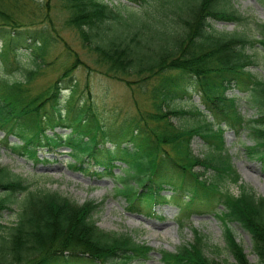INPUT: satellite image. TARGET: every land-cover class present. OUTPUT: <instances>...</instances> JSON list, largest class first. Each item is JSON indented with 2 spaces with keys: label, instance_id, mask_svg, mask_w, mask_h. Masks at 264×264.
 <instances>
[{
  "label": "trees",
  "instance_id": "1",
  "mask_svg": "<svg viewBox=\"0 0 264 264\" xmlns=\"http://www.w3.org/2000/svg\"><path fill=\"white\" fill-rule=\"evenodd\" d=\"M111 1L63 0L71 12L67 23L94 52L102 74L129 87L151 86L155 111H141L120 127L88 124L86 119L97 120V115L91 106L79 104L71 86L75 69L85 63L66 44L73 61L42 92L31 93L30 85L38 76L34 69L27 71L23 81L10 82L0 75V131L8 138L27 139L23 147L33 158L38 159L41 148L51 152L66 148L74 165L91 159L94 174L106 177L122 168L125 175L119 176L118 194L126 198L130 213L151 217L154 208L165 202L163 193L171 192L184 218L216 215L226 227L232 264H251L230 227L239 225L250 235L253 253L264 264V198L244 186L239 195L223 188L227 180L241 185L225 147L227 128L247 127L254 142L250 152L264 161V80L251 71L254 59L247 52L256 43L264 48V24L259 25L258 39L215 28L213 21L245 20L231 0H126L140 5L139 9L122 0L117 5ZM24 5V0H0L4 41L0 59L6 71L19 63L20 48L37 45L45 56L54 40L45 26L32 30L17 23L14 12ZM108 32L113 33L111 38L105 37ZM20 40L24 43L18 44ZM192 85L213 120L180 128L171 117L195 111L171 107L170 101L187 94ZM65 89L70 94L63 109L60 96ZM231 89L247 97L257 110L255 119H245L237 96L228 94ZM32 111L48 114L36 129L22 126L23 116ZM196 135L211 146L204 157L191 150ZM0 195V264H135L149 260L154 251L130 235L102 230L95 219L101 202L78 204L59 193L33 191L25 179L1 166ZM18 197L22 200L17 222L4 226L1 219ZM203 241L196 232L193 243L175 253L163 252L162 262L223 264L207 257Z\"/></svg>",
  "mask_w": 264,
  "mask_h": 264
},
{
  "label": "rangeland",
  "instance_id": "2",
  "mask_svg": "<svg viewBox=\"0 0 264 264\" xmlns=\"http://www.w3.org/2000/svg\"><path fill=\"white\" fill-rule=\"evenodd\" d=\"M24 2L25 5L14 12L17 23L32 30L45 26L54 40L48 46V54L45 56L41 54L43 48L37 45H32L31 49L20 48L19 63L12 64L10 71L5 70V64L0 59L2 77L10 82L23 81L27 71L34 69L38 71V76L30 85L31 93L34 95L46 90L73 61L72 58H68L67 44L86 64H80L75 69L71 86L76 88L79 104L86 103L91 106L94 114L97 115V120L87 118L88 124L101 122L106 128L120 127L127 124V121L139 117L141 111L144 113L155 111L150 98L151 86L141 89L134 84L129 87L125 82L109 78L100 72L101 68L96 63L94 52L85 46L78 30L67 23L71 12L63 0H24ZM118 2L112 0L109 3L117 5ZM231 2L245 20L243 23L213 21L215 28L228 32H245L253 39L260 38L259 25L264 24L263 0H231ZM122 3L130 8L141 7L127 1ZM112 35L113 33L108 32L105 37L111 38ZM17 42L24 43L22 40ZM3 44L4 41L0 38V51ZM247 52L252 54L254 59L251 71L257 78L264 80V48L256 43L249 46ZM13 55L15 54L12 52L11 56ZM151 83H154L153 80ZM69 94L70 89H65L61 93L60 105L63 109L66 108ZM228 94L237 96L238 109L245 119L252 120L258 116L257 110L247 101L244 94L236 89H231ZM51 104L52 102L48 101L47 105ZM170 105L195 111L193 114L171 117V122L180 128H189L213 120L209 111L202 105L201 95L194 85L189 86L187 94L171 100ZM47 116L48 114L43 111H32L27 116H23L22 126H34L36 129V125L41 126ZM246 128L241 131L227 128L224 133L225 147L232 158L234 169L240 176L241 185L227 180L223 188L234 195H239L242 191L241 186H244L258 197L264 198V161L250 152L249 147L254 145V142ZM58 132L66 133L69 130L58 129ZM26 142L25 138L21 141L14 136L5 137V133L0 131V166L25 179L33 191L59 193L78 204L91 200L101 202L102 208L95 214V219L102 230L119 235H130L137 242L146 243L154 249L149 260L135 264H164L161 254L165 251L175 253L183 245L193 243L196 232L204 239V251L208 258L223 264L235 262L229 249L226 227L215 215H191L187 219H182V212L178 210L173 199L169 198L170 192L163 193L167 196L166 202L157 205L151 217L139 213L132 214L128 212L126 198L118 194L119 176L125 175L122 168L115 169L112 172L114 175L103 177L102 174H94L96 168L89 158L85 159V165H74V159L66 148H59L55 152L41 148L37 150L38 159L33 158L23 147ZM190 146L193 154L199 157L206 156L211 148L198 135L193 137ZM207 176L211 175L208 173ZM21 200L22 197H18L16 203L10 206L11 211L6 212L2 217L4 226L11 227L17 222ZM230 227L249 262L260 264L253 253L250 235L237 224H232Z\"/></svg>",
  "mask_w": 264,
  "mask_h": 264
}]
</instances>
